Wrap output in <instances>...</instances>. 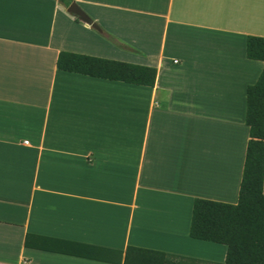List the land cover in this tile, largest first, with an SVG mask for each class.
<instances>
[{"label": "crops", "instance_id": "crops-1", "mask_svg": "<svg viewBox=\"0 0 264 264\" xmlns=\"http://www.w3.org/2000/svg\"><path fill=\"white\" fill-rule=\"evenodd\" d=\"M71 1L103 34L58 0H0V264H222L192 204L238 200L264 0ZM60 52L155 83L60 71Z\"/></svg>", "mask_w": 264, "mask_h": 264}, {"label": "trees", "instance_id": "trees-1", "mask_svg": "<svg viewBox=\"0 0 264 264\" xmlns=\"http://www.w3.org/2000/svg\"><path fill=\"white\" fill-rule=\"evenodd\" d=\"M68 6L71 0H58ZM78 20V19H77ZM246 58L264 63V37L247 36ZM60 71L108 81L153 87L156 69L116 60L60 52ZM245 125L249 129L236 204L195 199L188 235L226 247L222 264H264V67L246 88Z\"/></svg>", "mask_w": 264, "mask_h": 264}, {"label": "water", "instance_id": "water-1", "mask_svg": "<svg viewBox=\"0 0 264 264\" xmlns=\"http://www.w3.org/2000/svg\"><path fill=\"white\" fill-rule=\"evenodd\" d=\"M66 12L77 18L79 21L88 25L92 30L103 34L99 26L96 23L92 22L90 18L77 6L75 2L72 1L67 6Z\"/></svg>", "mask_w": 264, "mask_h": 264}]
</instances>
